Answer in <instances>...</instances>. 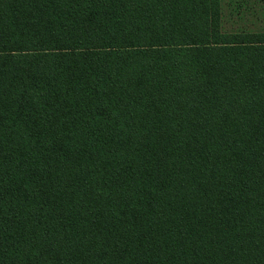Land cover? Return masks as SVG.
Instances as JSON below:
<instances>
[{
	"label": "trees",
	"instance_id": "16d2710c",
	"mask_svg": "<svg viewBox=\"0 0 264 264\" xmlns=\"http://www.w3.org/2000/svg\"><path fill=\"white\" fill-rule=\"evenodd\" d=\"M253 12L0 0V264H264Z\"/></svg>",
	"mask_w": 264,
	"mask_h": 264
},
{
	"label": "rangeland",
	"instance_id": "374dc122",
	"mask_svg": "<svg viewBox=\"0 0 264 264\" xmlns=\"http://www.w3.org/2000/svg\"><path fill=\"white\" fill-rule=\"evenodd\" d=\"M227 3L228 0H226V4ZM253 3H254V12L253 14H251L253 16L251 19L252 20L251 26L253 28H264V0L258 2L256 0H253ZM248 5H251V2H249L247 6Z\"/></svg>",
	"mask_w": 264,
	"mask_h": 264
}]
</instances>
